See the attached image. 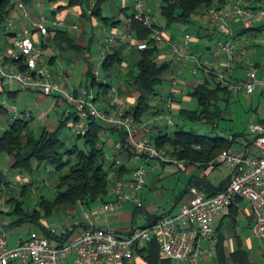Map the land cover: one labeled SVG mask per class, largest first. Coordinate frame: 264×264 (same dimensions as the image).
I'll return each mask as SVG.
<instances>
[{
    "label": "built area",
    "instance_id": "1",
    "mask_svg": "<svg viewBox=\"0 0 264 264\" xmlns=\"http://www.w3.org/2000/svg\"><path fill=\"white\" fill-rule=\"evenodd\" d=\"M147 3V0H133L134 19L152 32L151 39L161 48L162 56L171 57L177 65V71L172 75L171 91L180 88L183 76L188 73L190 76L215 80L233 94L253 95L259 92L264 96V74L250 60L249 43L240 35L243 29L264 23V8H256L254 0H226L223 6L212 7L205 15L209 28L219 36L216 53L213 54L221 60L218 63L204 60L206 54L194 48L198 39L192 34L187 33L180 39L156 27ZM17 11L36 33L27 29L14 33L11 55L6 57L0 51V89L12 84L19 89L31 90L45 97H55L58 102L68 103L74 109L72 112L77 118L74 126L79 133L88 131L87 121L91 119L100 120L107 127L124 132L139 155L156 161L153 166L156 171L162 163H175L178 166L187 164L172 159L166 150L158 148L149 139L151 126L137 123L135 117L128 113L129 104L120 97L117 87L111 88V109L107 111L98 107L106 97L102 91L90 85L78 87L67 84V71L59 76V80L56 78L35 34L46 39L51 34V27L57 29L65 26L64 20L42 12L35 15L23 0H17ZM238 23L242 25L241 31L237 30ZM16 27L12 19L6 25L9 31H14ZM69 28L78 30V26ZM122 43H126L128 49L145 50L150 46L147 41L137 39L132 20L126 19L122 32H109L106 46L99 56L101 68L107 61L108 50ZM53 50L54 46L49 47L50 52L53 53ZM19 61L23 62L24 69H21ZM94 74L99 84H107L100 70ZM174 106L171 100H167L169 111L159 115L171 127L174 124ZM10 111L13 120L21 117L17 106H11ZM252 131L255 139L249 148L232 147L224 150L220 156L230 171V181L223 191L210 197L192 187L189 202L183 204L177 213L164 215L145 227L136 226L128 233L119 234L109 229L90 227L78 238H69L59 244L55 239L35 232L27 240H20L16 247H11L7 231L9 221L0 218V264L13 261L20 264H134L139 250L153 242L159 244L161 256L173 264H202L207 253L215 252L219 244L217 220L225 216L239 200L250 204L254 216L252 233L264 240V124L253 126ZM229 139L234 138L230 136ZM116 147L121 149L122 143ZM148 173L146 164L137 167L132 174L133 180L125 185L127 187L122 184L113 187L112 193L116 200L103 204L98 214L117 211L128 202L140 206L139 194L148 183ZM23 180H26L25 176L20 175L11 185L15 186L16 181ZM6 182L10 183L9 180ZM2 203L5 204V201ZM1 210L9 212L6 206ZM70 231H74L70 222L52 225L54 235ZM72 256L74 261L70 263Z\"/></svg>",
    "mask_w": 264,
    "mask_h": 264
},
{
    "label": "trees",
    "instance_id": "2",
    "mask_svg": "<svg viewBox=\"0 0 264 264\" xmlns=\"http://www.w3.org/2000/svg\"><path fill=\"white\" fill-rule=\"evenodd\" d=\"M23 1L30 8L33 7L34 0ZM49 1L61 5L58 11H53L49 17L60 18L67 22L66 24H69L73 15L58 16V12L63 9L77 11L78 17L75 18L80 19L83 27L86 23L95 26L102 24V27L105 26L113 32L121 24V20L106 17L103 14L105 4L115 0ZM225 3L226 0H160L161 16L166 19L167 25L166 27L161 26L155 20L154 24L165 31H169L175 25L178 27L177 31L184 33L183 36L187 33L192 34L198 39V43L194 45V48L198 49L197 45L201 44L203 38L209 37L208 39L213 40L216 36L219 37L216 32L207 36L200 23L201 20L204 19V15L210 8L220 7ZM255 7L264 8V0H258ZM16 11L17 0H0V31H7L6 25ZM127 19L132 20L137 39L147 41L150 46L145 50L128 49L127 44L122 43L120 46L109 49L107 61L102 66L103 76L107 80L105 85L99 84L94 74L95 67L91 60V44L94 38H91L90 42L86 40V29L83 28L82 35L84 36L81 38L80 35L74 33L75 31L69 29L68 25L57 29L51 27L50 36L46 39L39 38L40 40L37 38V41L41 43V48L45 53H48L49 47L54 46L55 48L56 46L55 51L59 55L61 54V57L73 51H82L81 53L88 63L86 76L89 85L105 93V96L111 95L112 87H117L120 97L129 104L128 113L133 115L139 124L150 125L148 121L151 117L159 116L164 109L168 112L167 100H171L175 106L178 105L179 108L175 114L172 110L173 126L166 125L157 134L148 133V137L158 148L166 150L172 159L182 160L187 164H200L204 168H209L211 164L220 161L224 150L237 146L241 142L239 140L243 134L230 135L234 138L230 140V136L221 135L219 129V122L224 120L220 103L229 104L234 94L222 88L215 80L200 77L195 80L196 84L189 89L188 96L191 101L184 102L176 97L175 93L171 91L172 76L170 79L165 77V74L174 68L175 62L171 57L162 56L161 48L155 45L151 39L152 32L142 22L134 19L133 10L132 13L127 14ZM76 23L73 22V24ZM262 29H264V24L260 27L243 29L240 35H252L254 31ZM170 34L175 38L183 37L176 31ZM56 58L53 56L49 60L48 63L51 67L55 65ZM18 64L21 69L25 68L22 61H19ZM176 71L177 68L172 75ZM167 81L170 84V87H166L168 89L164 88ZM163 89L166 90L163 91ZM5 93V88L0 89V117L8 111L1 100ZM7 93H9L8 90ZM193 101L197 102L196 109L188 105L185 106V103L191 104ZM108 106L107 109L105 108L107 111L111 109L109 103ZM72 117H75L73 112L69 118L61 122V126L57 130L45 128L40 136H36L32 130L31 120L18 118L10 123L4 134L0 136V156L7 154L12 157V169L20 175H24L26 179L16 181L15 186H12L11 183L17 178L9 180L10 183H7V179L4 180L0 177V215L11 219L7 231L11 226L34 224L38 226L41 235L51 240L55 239L59 244H62L72 238L74 231L54 235L52 233L53 221L64 220V215H70L80 209L86 211L91 217L95 203L100 202L103 205L116 200V196L112 193L113 187L131 183L132 174L137 168L134 165L139 162L143 164L156 163L154 160H147L144 155H139L124 132L109 128L102 121L96 119L88 120V131L78 134V138L84 140V148L80 149L76 145L72 149H66L65 143L60 138V133ZM75 120L77 121V118ZM261 124H264V121ZM192 125L210 126L213 128L212 134L200 133ZM118 143H122L121 149H117ZM242 143L246 144V147H250L252 142ZM167 164L171 163H162V166ZM42 167L48 172V177L53 178L51 181L55 195L53 199L42 196L38 208L32 211L26 208L27 200L42 188L43 183L47 182L46 178L44 182H38L35 179ZM17 187L21 189L19 195L14 192ZM192 187L205 192L204 190L208 186L200 178L190 186V189ZM219 192H211L208 196H215ZM3 201L11 206L7 213L1 210ZM148 219L153 223L159 218L153 220L148 216ZM75 228L73 226V229ZM144 252L148 254L146 259L149 264H173L171 260L161 256L160 246L157 242L147 244L139 250V253ZM220 257L222 258L221 255ZM229 260L236 264H250L249 252L244 248L242 242L230 254ZM222 262L220 263L222 264Z\"/></svg>",
    "mask_w": 264,
    "mask_h": 264
},
{
    "label": "crops",
    "instance_id": "3",
    "mask_svg": "<svg viewBox=\"0 0 264 264\" xmlns=\"http://www.w3.org/2000/svg\"><path fill=\"white\" fill-rule=\"evenodd\" d=\"M258 0H254V5L257 3ZM132 4H133V0H120V6L118 8H114L118 9L117 11V15L118 18L121 20V24L118 25L113 32H122L123 28H124V22L127 19V14L128 13H132ZM60 3L55 4V6L53 7V11H58V8L60 7ZM150 7V6H149ZM33 10V13L39 14L41 13V11L43 12L45 7L42 5H39L37 2L34 1L33 7L31 8ZM125 9V10H124ZM128 9V10H127ZM124 10V11H123ZM58 13H60V15H64L65 17H69V15H74V13H72L71 11L67 10V9H63V11H59ZM71 13V14H70ZM78 17V16H77ZM73 18V17H72ZM72 18L70 19L68 27L73 26V22H72ZM12 20L15 21V23L17 24V27L14 31H4L2 32V30L0 31V51L3 55H5L6 57L10 56L12 51H13V47H12V35L14 33H17L19 31H23L24 29H27L29 32H34V30H32L31 25L29 24L28 21H25L22 19V17L20 16V13L18 11H16L12 17ZM96 24V23H95ZM264 24V23H263ZM263 24H259L257 26H262ZM102 25V24H100ZM76 26V25H75ZM98 27V24H97ZM104 27V31L107 32V34L112 33V31H110L109 28ZM242 25L240 23L237 24V30L241 31ZM181 37L183 36V34H180ZM179 35V36H180ZM36 39H39V36L37 34H35ZM40 40V39H39ZM197 44V43H196ZM195 45V44H194ZM201 45V44H200ZM200 45H197L198 50H202V48L200 47ZM106 46V45H105ZM120 46V45H119ZM44 52V51H43ZM204 55V60L210 61V62H214V63H218L221 60L216 58L213 53L212 54H207ZM44 56L47 62H49V60L51 59V57L56 56V62L54 66L58 67V71H61V65H64V61H62L61 59H65L64 57H59L58 55L48 51V53L44 52ZM91 60H92V65L95 67V71L96 68L99 66L100 67V61L98 62V56H91ZM70 61L73 62H77L75 60H73V57L69 58ZM81 61H83L84 63H86L85 61V57H83L81 59ZM61 64V65H59ZM86 68L84 70V75L86 76V72L88 70V63L85 64ZM258 67V66H257ZM69 72L68 74V83L72 86H85L84 81H78L75 84L71 83V77L72 74L70 73V70H62L59 74L61 75L63 72ZM240 72V70H239ZM238 72V73H239ZM200 77H192V76H183L182 78V82H181V86L180 88H177L175 90V95L176 97H178L179 99L185 101V102H189L191 101L190 99H187L184 95L183 98L181 97V95H183V92H187V90H189L191 87H193L194 84H196L195 80H197ZM86 85H89L88 81L86 83ZM4 88L6 89V93L2 96L1 100H3L2 102L4 103V105H13V106H17L15 103L11 104L12 102H18V100H23L26 99V97H32V100L35 102H39V104H41V102L44 104V102H49L50 98H47L43 95L37 94L31 90H22L19 89L17 87H15L12 84H6L4 86ZM7 90L9 93H7ZM5 92V91H4ZM23 97V98H22ZM112 96L108 95L105 97L104 103L99 104L101 105L100 108L102 109H107L108 103L110 104V99ZM185 97V98H184ZM62 102H59V105ZM54 105V104H53ZM60 107V106H59ZM179 106L176 105L174 106L173 112L175 114V112L178 110ZM8 109V113H9V120L7 122L12 123L13 120V113L10 111V108ZM19 112L21 114L22 119L25 120H32L34 118V111H33V107L29 104L24 105V107L20 108L18 107ZM67 109L66 112L68 113H72L71 108H65ZM64 109V110H65ZM65 112V113H66ZM167 112L166 109H164V111L162 113ZM60 113V112H59ZM57 114L59 119L61 118L62 112ZM65 113H64V117H65ZM47 115V114H46ZM44 117V115H42ZM58 121V118L56 119V122ZM7 122H3L5 124H7ZM148 123H150L151 126V132L149 134H157L160 130L164 129L165 126L167 125L165 121H163L162 119H160V116L158 117H151L150 120L148 121ZM48 128V127H47ZM54 127H52L50 130H54ZM49 129V128H48ZM242 145L245 148H249L246 147V144L242 143ZM151 168V172H149L148 170V183L146 185V187L140 192L139 194V198L141 200V205L140 206H134L131 202L125 203L123 205V207L117 211L114 212H109L106 214H102V217L99 218L95 217H89L88 213L86 211H84L83 209L76 211L74 213L71 214V217H73V221H70L71 224L73 226H75L76 228L74 229V233L72 238H78L80 235L83 234V232L89 228V227H98V228H104V229H109L112 230L116 233H128L130 232L134 227L139 226V227H145L148 224H150V220L148 219V216L150 218H153V220H156L157 218H160L164 215H168V214H174L177 213L180 209V207L183 204H186L189 202L190 200V186L198 179H203L205 184L209 187H207L204 191L205 193L208 195L211 192L213 193H217L220 190L226 188V186L228 185L229 181H230V171L228 170L227 166L220 160L217 163L211 164L209 166V168H204L202 167L200 164H187V165H183V166H177L176 164H167V165H163L158 171L154 170L153 166V162L151 164L146 163V166H148ZM177 166V167H176ZM168 169H170V174L176 177H179V179L184 178V182L186 183V187L181 190L180 193L177 192L174 195H172L171 198H169L167 200V207H164V209H162L161 206L158 205L157 203V191H159V184H161V181L163 179V172H166ZM151 174H153V179H150ZM150 181H155L157 182V184L151 185ZM162 188H164L162 186ZM160 210H164L162 214L160 215H156L157 212H159ZM83 212V216L79 217L77 219V216L80 212ZM141 218H143V220H146L145 225L140 226L139 222H138V217L141 216ZM235 216V217H234ZM240 218H243L244 220H247L248 223V228L250 229L251 234L252 233V226H253V222H254V216H253V211L250 207V204L244 200H239L238 203L236 205H233L231 207V209L229 210V212L219 218L216 222V229H217V234L219 237V248L218 250L216 249L215 252L211 253L208 252L203 263L202 264H221L220 262H222V264H236L233 261H228L230 254L236 250V248L238 247V244L240 242H242L244 248L249 252V262L250 264H264V242L262 244V246L258 247L255 250V255L258 256L259 258L256 259L252 254H251V250L254 249V247H252V245L250 243H247V241H245L244 239L241 238V235H239V233L237 231L234 232V236L233 238L228 237V235L223 233V229L224 226L226 225V223L228 222V220H233L235 221L236 224L240 223ZM38 228V227H37ZM36 227H30V224H23V225H16V226H11L8 229V235H9V245L11 247H16L19 243L20 240H27L32 233H39V229H37ZM230 235V234H229ZM254 236V235H253ZM255 237V236H254ZM256 238V237H255ZM258 239V238H256ZM261 240V239H259ZM264 241V240H262ZM248 245V246H247ZM205 247L207 248V244H205ZM218 251V253H217ZM220 255L222 256V258L220 257ZM148 256L147 252L144 253H139L137 255V258L135 260L134 264H149V261L146 259V257ZM224 258V259H223ZM261 259H263V261H259ZM226 260V262H225ZM70 263H72L74 261V257H70ZM10 264H20V262L18 261H13Z\"/></svg>",
    "mask_w": 264,
    "mask_h": 264
},
{
    "label": "rangeland",
    "instance_id": "4",
    "mask_svg": "<svg viewBox=\"0 0 264 264\" xmlns=\"http://www.w3.org/2000/svg\"><path fill=\"white\" fill-rule=\"evenodd\" d=\"M34 1L37 2L39 5H42L45 7L44 13H46L48 16H50L49 14H52L53 7L55 6V4H57L56 2H50L49 0H34ZM147 1H148V3H147L148 7L150 6L149 8L152 10V13L154 15V20L159 25L166 27L167 21L165 18H163L161 16V12H160V0H147ZM119 6H120V0L109 1L103 7L104 16L112 17L115 19L118 18V15L116 14L118 9L114 10V8H118ZM69 11H71L75 15V16H73L72 21L77 22L76 24H73V26L74 25L79 26L78 30H76L74 33L80 35L81 38H83V36H84V35H82L83 28L86 29V31H87L86 40L88 42H90L91 38H94V41H92V44H91L92 56L97 55L99 57L102 49L105 48L106 40H107L109 34H107V32L104 31V27H102V25H100V24L97 27V25L96 26L94 24L89 25L88 23H86V25L83 27L80 19L75 18V17H77V14H78L77 11H74V9H71ZM58 16H60V13ZM204 19L201 20L200 23L203 25V30L206 33V35L210 36V34L213 32L209 28L208 23H206L207 21H206L205 17H204ZM66 23L67 22H65V26H66ZM177 28L178 27L173 25L169 31H167V30L166 31L168 33H172L173 31L174 32L176 31V33H178V34H184L181 31H177ZM241 30H242V28H241ZM242 37L245 40H247L249 43V48H250L249 58H250V60L256 66H258L260 73H264V29H262L260 31H258V30L254 31L252 35L242 34ZM208 38L209 37H206V38H203L201 40V47H202L201 51L210 55L212 53L213 54L216 53L217 43L219 41V37L216 36V38H214L213 40L208 39ZM55 50H56V46L53 50V53L58 55V56H61V54L59 55V53ZM81 52L82 51H77V52L73 51L71 53H67V54L63 55L62 57H64L65 59H61V60L64 61V65H61V64H59V65H61V68H60L61 71L62 70H68V69L70 70V73L72 74L71 83L75 84L78 81H84V83H85L84 85H86L87 76L84 75L86 63L81 61V59L84 57V55ZM70 57H73V60H75L77 62L70 61L69 60ZM97 60L99 62V58ZM176 68H177V66L175 65L174 68L170 72L165 74V77L170 79L173 71L176 70ZM52 69L54 70L56 78L59 80V76H61V75H59V73L61 71H58L57 66H53ZM96 70H100L101 73L104 74V71L101 67L98 66L96 68ZM185 75L190 76V75H188V73H186ZM192 77H194V76H192ZM116 85L118 86L119 84H116ZM169 85L170 84L167 81L164 88L170 87ZM166 89H168V88H166ZM166 89H163V91H165ZM189 91L190 90H187V92H183L184 94L181 95V97L183 98V96L186 95L185 97L186 98L188 97L187 99H190V97L188 96ZM47 98H50L49 99L50 101L48 103L44 102V104L42 102H41V104H39V102L33 101L32 97H26V99L18 100V102H12L11 103V104L15 103L20 108L24 107V105H27V104H29L33 107L34 118L31 120V128L34 131L36 136H40L42 131L47 127L49 129L54 127L53 129L57 130L61 126V122L63 120H66L67 118H69L71 115L70 113L66 112L67 109H65L68 107H69V109L71 108L68 105V103L62 102L61 103L62 105H59L60 106L59 107L58 106L59 102H58L57 98H55V97H47ZM186 105L190 106L193 109H196L198 107L196 101H193L191 104L185 103V106ZM11 106H13V105H11ZM98 107H101V105H98ZM7 108H10V105H7ZM220 108L223 110V116H224V120L219 122L220 123L219 129H220L221 135L230 136V135H234V134H236V135L243 134V135H241L242 137L239 140V141H241V142H239L240 144H238L237 146L235 145L234 147H237L239 149H244L245 147L241 144L242 142H246V143L247 142H253L255 139V134L252 131V127L256 126L258 124H261V122L264 121V96L262 94H260L259 92L255 93L253 95H246L245 93L234 94L233 97L231 98V102L229 104H227L225 102H221ZM71 110H74V109L72 108ZM59 112L60 113L62 112L60 119L57 115ZM60 113H59V115H60ZM64 113H65V117H64ZM42 115H44V117ZM57 118H58V121L56 122ZM8 120H9V113L8 112L0 117V136L3 135L4 132L7 130V128L9 127L10 123L7 122ZM3 122H7V124H5ZM75 122H76L75 117H72L67 122V125L64 128H62V131L60 133V138L65 143L66 149H72V148L76 147V145L80 149L84 148V140L78 138L79 132L75 129V126H74ZM193 127H194V129L198 130V132L204 133V134H212L211 132L213 131V128L210 126L208 127V126L194 125ZM216 134H217V132H216ZM12 162H13L12 157H10L9 155L3 154L0 156V177L3 178L4 180L7 179V180L12 181V180H14L20 176L19 173L15 172L12 169ZM142 164H143L142 162H139L134 166L136 168V167L141 166ZM171 164H175V163H171ZM147 168H148L149 172H151V168L149 167V165L147 166ZM47 173L48 172H46L44 170V168L42 167L40 172L36 175L37 178L35 177V179H37L38 182L39 181L44 182L45 178L47 179L46 180L47 182L45 184L43 183L42 188L40 190L36 191L31 197H29V199L26 202V208L27 209L33 211L34 209L38 208L42 196H45L47 199H53L54 198L55 190L53 187V182L51 181V179H53V178H50V176L48 177L49 174H47ZM170 173H171L170 169H168L166 172L162 173L163 179L161 181V184H159L160 185L159 191H157V203L159 206L162 207V209H164V207H167V200L169 198H171L172 195H174L176 193V190L178 193H180L181 190H183L186 187V183L184 182V180H185L184 178L179 179V177L173 176ZM153 176L154 175L151 174L149 180H152ZM150 182H151V185L157 184V182H155V181H153V182L150 181ZM54 184H55V182H54ZM162 186L164 188H162ZM20 190L21 189L17 187V188H15L14 192H16L18 194V193H20ZM131 203L134 206H136L135 202H131ZM4 206H6L8 211H10L11 206H8L6 203L3 204V207ZM101 206H102V203H100V202L95 203L93 205V207H95V209L92 212L93 213L91 216L92 218H95L98 216H99V218L102 217V215L98 214V210ZM163 211L164 210H160L159 212H157L156 215L162 214ZM75 216H77V219H78L79 217L83 216V212L81 211L78 215L75 214ZM63 217H64L63 218L64 220L57 219V220L53 221L52 224L61 225L64 222H70V221L74 220L73 217H71V214L70 215L66 214ZM141 217H142V215L138 217V222H139L140 226H143V225H145L146 220H143V218H141ZM0 218H2L1 215H0ZM7 220L9 222H11L10 218H8ZM239 221H240V223L236 224L235 221L228 220V222L224 226L223 233L228 235V237L233 238L234 232L237 231L239 233V235H241L242 239H244L245 241H247V243H250L252 245V247H254V249L251 250V254L256 259H258L259 257L256 256L254 253L258 247L262 246L264 241L256 239L251 234L250 229L248 228L247 220L240 218ZM30 227H33V228L36 227L37 228L38 226H36L34 224H30ZM37 229H39V228H37ZM259 261H263V259L260 258Z\"/></svg>",
    "mask_w": 264,
    "mask_h": 264
}]
</instances>
